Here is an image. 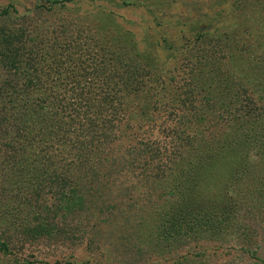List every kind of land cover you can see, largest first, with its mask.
Returning a JSON list of instances; mask_svg holds the SVG:
<instances>
[{"label":"rangeland","instance_id":"rangeland-1","mask_svg":"<svg viewBox=\"0 0 264 264\" xmlns=\"http://www.w3.org/2000/svg\"><path fill=\"white\" fill-rule=\"evenodd\" d=\"M41 3L0 0V10L8 9L12 24L33 33L50 22L57 27L59 20L84 23L108 55L118 54L131 69L140 63L145 85L122 87L111 158L123 159L149 140H158L166 153L148 170L138 165L129 175L126 168L106 181L101 177L97 186L72 173L84 196L83 213L67 222L57 215V228L67 233L36 240L24 237L22 229L29 220L33 225L45 205L52 209L49 182L42 180L45 192L34 205L37 178L25 167L4 172L0 164V231L12 246L0 264H12L14 256L31 264H264V148L236 142L244 123L264 130V85L252 83L240 102L228 91L224 104L211 111L205 96L212 95L202 90L214 86L204 79L231 69L242 73L264 57V0H74L52 13ZM200 34L194 49L217 50L206 59L190 50L187 62L202 78L189 92L191 104L183 103L193 82L172 81L184 62L175 54L184 52L180 46L192 48Z\"/></svg>","mask_w":264,"mask_h":264},{"label":"trees","instance_id":"trees-1","mask_svg":"<svg viewBox=\"0 0 264 264\" xmlns=\"http://www.w3.org/2000/svg\"><path fill=\"white\" fill-rule=\"evenodd\" d=\"M42 1V7L51 13L53 7L65 8L66 4L74 2ZM121 4L128 6L125 2ZM9 15L8 9L0 10V164L4 172L25 167L28 176L32 173L30 177L37 178L32 193L33 197L35 195L34 205L42 199L40 193L45 192L42 182H49V193H52L55 202L52 209L45 205L34 216L33 225L29 220L22 229L24 237L49 239L60 232L62 235L67 233L65 229L57 228L54 222L57 215L60 214L62 222L75 221L84 211V196L72 173L77 175L79 182L87 186L91 182L97 186L126 168L129 175L131 171L135 173L133 169L138 165L148 170L158 155L166 152L158 140H154V144L149 140L138 142L137 147L129 149L124 156L122 154L123 159L111 158L110 146L115 140L116 124L121 114L122 87L125 89L130 82L145 85L138 70L139 62L135 69H131L132 66H127L126 60L118 54L108 55L93 40L91 30L84 23L77 25L59 20V26H51L50 22L44 29L39 28L37 33H33L29 28L24 30L22 26L12 24ZM55 16H51L53 21ZM42 18L38 16L37 20L42 21ZM43 23H46L45 20ZM201 37L200 34L193 39L192 48L180 46L184 52L175 54L183 55L184 62L180 61L178 65L181 75L173 71L172 81L181 78L183 82L185 79L193 82L187 85L188 91L185 86L181 88L186 89L183 103L193 98L189 92L191 94L202 78L201 74L195 73L193 64L187 62V57L192 54L190 50L199 59H206L217 50V46L208 52L206 46L194 49L196 39ZM260 49L262 51L264 47ZM144 61L145 65L149 64L148 59ZM263 61V56L251 61L248 68L241 69L242 73L232 72L231 69L226 75L204 79L214 82L211 91L201 88L208 96L209 93L212 95L209 98L205 96L206 110L222 106L230 96L228 91L234 101L240 102V98L246 100L252 83L259 81L260 85H264V69L260 67ZM233 90L235 92L232 93ZM260 92L264 94V90ZM257 124L254 123L252 129L253 124L248 126L244 123L245 129L236 137L238 146L253 143L257 148H264V130ZM65 156H69L70 161ZM58 160L60 165H57ZM101 177L103 181H100ZM90 189L99 193V190ZM77 227L81 231V225L77 224ZM10 241L11 238H6L0 231L1 259L10 257ZM12 264L31 263L14 256Z\"/></svg>","mask_w":264,"mask_h":264}]
</instances>
